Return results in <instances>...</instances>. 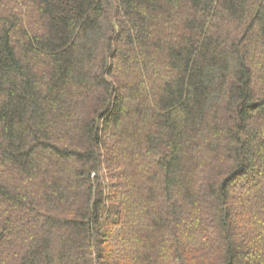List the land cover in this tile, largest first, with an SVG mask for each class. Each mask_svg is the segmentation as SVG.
I'll return each mask as SVG.
<instances>
[{"label": "trees", "instance_id": "16d2710c", "mask_svg": "<svg viewBox=\"0 0 264 264\" xmlns=\"http://www.w3.org/2000/svg\"><path fill=\"white\" fill-rule=\"evenodd\" d=\"M0 264H264V0H0Z\"/></svg>", "mask_w": 264, "mask_h": 264}]
</instances>
